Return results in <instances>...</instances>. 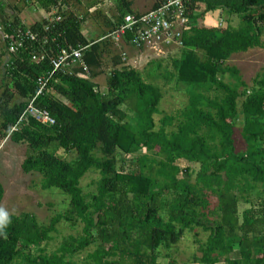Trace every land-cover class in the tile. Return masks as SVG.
Wrapping results in <instances>:
<instances>
[{
	"label": "trees",
	"instance_id": "1",
	"mask_svg": "<svg viewBox=\"0 0 264 264\" xmlns=\"http://www.w3.org/2000/svg\"><path fill=\"white\" fill-rule=\"evenodd\" d=\"M21 1L45 15L28 26L15 13L3 25L1 34L30 28L40 40L27 42L15 56L2 43L0 140L20 120L38 78L51 72L50 57L64 48L88 47L84 60L90 77L55 74L36 106L56 124L27 118L9 137L33 151L22 164L24 173L41 175L43 189L60 190L70 204L48 224L31 213L10 216L0 229V264H160L161 250L171 251L197 229L208 238L197 241L201 256L191 264H264V73L249 86L236 67L227 65L234 55L264 49V0L188 1L190 23L172 75L186 87L188 102L159 125L162 89L120 56L112 59L105 88L96 82L114 46L105 37L134 13L126 0L116 20L106 18V30L93 39L84 32L86 17L67 11L83 0ZM5 2L0 0L2 10ZM218 11L238 16L241 26L208 25L209 14ZM35 54L48 57L36 63ZM153 65L161 68L159 61ZM227 75L236 83L225 82ZM239 122L247 146L243 152L235 140ZM95 170L101 175L97 192L85 194L82 180ZM4 195L0 182V205ZM242 203L251 207L241 214ZM62 222L81 225L82 233L63 238L47 253L44 247ZM169 264L178 263L170 259Z\"/></svg>",
	"mask_w": 264,
	"mask_h": 264
},
{
	"label": "rangeland",
	"instance_id": "2",
	"mask_svg": "<svg viewBox=\"0 0 264 264\" xmlns=\"http://www.w3.org/2000/svg\"><path fill=\"white\" fill-rule=\"evenodd\" d=\"M6 8L0 18H10L15 13L19 14L16 10H21L24 18L31 26L33 23L42 21L45 15L41 10L33 8L30 10L24 6L21 0H5ZM121 0H83L81 4L71 3L67 7V11L75 13L78 17H86L84 25V32L89 39L97 38L100 32L106 30L105 19L116 20L119 16L121 9ZM101 9H98V3L102 4ZM149 7H153L154 0L145 1ZM139 10V5L137 6ZM145 12V11H144ZM56 11H52L50 15H54ZM5 21V20H4ZM7 21V20H6ZM26 24V23H25ZM207 24L223 28L225 26L240 27L241 20L238 16H230L226 12H215L209 14ZM27 25V24H26ZM123 43V42H122ZM114 44L110 55L104 57V67L102 85L104 87L107 83V77L113 66V57L120 56L123 62L142 73L144 78L162 89L163 100L160 105L161 114L155 117L157 124L165 115H175L179 112L188 102L186 87L177 84L175 78L172 77L175 72L173 61L181 56V50L167 49L153 52L147 50L140 52L126 44ZM245 54H237L227 62L230 67H236L240 71V76L244 82L252 86L253 80L260 73H264V49H254ZM3 50L0 48V54ZM127 54V60H124L123 54ZM8 58V57H6ZM3 60H6L5 58ZM159 61L161 68L159 71L153 62ZM3 63V61H2ZM153 72L160 74V76H153ZM4 73L0 66V85H3ZM225 82L236 83V80L230 75L225 77ZM103 87V86H102ZM243 91V89H241ZM242 100H240V104ZM241 122L235 129L236 147L239 152L247 149L246 143L242 136ZM33 151L26 143L15 144L9 139L0 140V182L5 189L4 199L0 205V209L7 211L9 217L12 215H21L24 213L34 214L41 224H48L50 220L64 212L69 208L70 200L60 190L51 189L44 190L42 187V176L39 174H25L22 169L23 162L31 155ZM58 154L66 157L69 160L73 158L66 155L63 150L58 151ZM199 168L196 167V171ZM101 175L98 171H91L82 180L81 187L85 194H94L97 192L98 181ZM196 175L192 180L195 181ZM255 203H259L260 199L257 193H252ZM213 206L217 204V200L212 199ZM251 206L242 203L240 205V213L242 214L246 209ZM82 233V226L78 225L72 227L67 222H62L58 226V232L54 234L53 241L49 242L44 248L47 253H52L59 247L63 238L69 236H79ZM198 235V236H197ZM208 234L200 229L194 232H188L181 243L174 247L171 251L161 250L160 264H169L170 259H175L178 264H191L195 256H201L199 252L200 245L197 241L205 243ZM93 247L90 251H94Z\"/></svg>",
	"mask_w": 264,
	"mask_h": 264
},
{
	"label": "built area",
	"instance_id": "3",
	"mask_svg": "<svg viewBox=\"0 0 264 264\" xmlns=\"http://www.w3.org/2000/svg\"><path fill=\"white\" fill-rule=\"evenodd\" d=\"M189 0H167L146 13H128L124 16L119 27L105 37L114 44H126L140 52L152 50L153 52L167 49L179 50L184 47L183 34L189 26L188 18ZM52 16V15H48ZM56 18L55 21H59ZM54 19L51 17V22ZM24 23V22H23ZM23 25H26L25 23ZM3 30V27L0 31ZM48 30V28H47ZM40 36L27 28H17L13 34L2 32V41L7 44L9 56L19 55L25 48L27 42H38ZM46 43V41H45ZM88 47L79 46L78 48H64L55 57H50L52 70L48 74L38 78V88L34 96L27 100V108L18 123L12 128L9 136L18 131L21 123L27 118H33L38 123L46 126H54L56 120L45 110H40L37 106V99L44 95L54 75L63 72L64 74L75 75L82 79L90 77V69L84 60V51ZM127 60V54H123ZM48 54H35L32 59L34 62L44 61ZM9 59V58H8ZM8 62V61H7Z\"/></svg>",
	"mask_w": 264,
	"mask_h": 264
},
{
	"label": "crops",
	"instance_id": "4",
	"mask_svg": "<svg viewBox=\"0 0 264 264\" xmlns=\"http://www.w3.org/2000/svg\"><path fill=\"white\" fill-rule=\"evenodd\" d=\"M103 1V0H102ZM145 1H148V0H126V4H129V6H130V8L132 9V11L134 12V13H146V12H148V11H150L151 10V7H150V5H149V7H148V5H147V3L145 2ZM161 2L162 0H154V3H153V7H152V9L153 8H155L156 6V4H157V2ZM167 1V0H166ZM120 3H121V5H123V4H125V2H123V0H121L120 1ZM105 5V3L103 2L102 4H100V3H98V9H101L102 8V6H104ZM139 5V7H140V9L138 10L137 9V6ZM30 10H33V8H29ZM16 11H18V13H19V17L21 18V20L24 22V23H26L28 26H30L28 23H27V21H26V19L23 17L24 16V14H22V12H21V10H16ZM145 11V12H144ZM4 12H5V10H2V8H0V15H3L4 14ZM7 20L6 18H0V30H1V28L3 27V25H4V23H5V21ZM34 24V23H33ZM2 43H3V41H2V34H1V31H0V48L2 49L3 47H2ZM258 50V49H257ZM252 51H255V50H251L250 52H252ZM249 53V52H248ZM103 78V76H101V77H99L97 80H96V82L97 83H99L101 86H103V88H105L104 87V85H102V82H103V80H101Z\"/></svg>",
	"mask_w": 264,
	"mask_h": 264
},
{
	"label": "clouds",
	"instance_id": "5",
	"mask_svg": "<svg viewBox=\"0 0 264 264\" xmlns=\"http://www.w3.org/2000/svg\"><path fill=\"white\" fill-rule=\"evenodd\" d=\"M9 223V215L7 211L0 209V229H3Z\"/></svg>",
	"mask_w": 264,
	"mask_h": 264
}]
</instances>
